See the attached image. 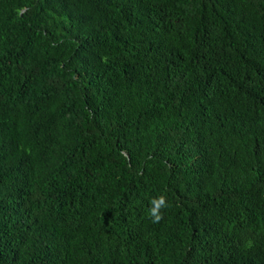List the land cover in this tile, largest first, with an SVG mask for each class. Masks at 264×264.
I'll return each instance as SVG.
<instances>
[{"label": "trees", "instance_id": "1", "mask_svg": "<svg viewBox=\"0 0 264 264\" xmlns=\"http://www.w3.org/2000/svg\"><path fill=\"white\" fill-rule=\"evenodd\" d=\"M0 264H264V0H0Z\"/></svg>", "mask_w": 264, "mask_h": 264}, {"label": "clouds", "instance_id": "2", "mask_svg": "<svg viewBox=\"0 0 264 264\" xmlns=\"http://www.w3.org/2000/svg\"><path fill=\"white\" fill-rule=\"evenodd\" d=\"M169 203L165 196L155 197L150 201L149 218L153 223H159L163 219L162 209H167Z\"/></svg>", "mask_w": 264, "mask_h": 264}]
</instances>
